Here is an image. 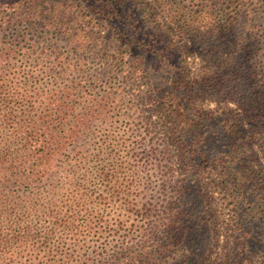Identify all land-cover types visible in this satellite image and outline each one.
Segmentation results:
<instances>
[{
    "label": "trees",
    "instance_id": "1",
    "mask_svg": "<svg viewBox=\"0 0 264 264\" xmlns=\"http://www.w3.org/2000/svg\"><path fill=\"white\" fill-rule=\"evenodd\" d=\"M221 1L195 4L210 13L205 29L257 0ZM188 9L0 0V264H264V180L242 171L246 147L264 144V108L215 122L195 112L201 96L245 92L247 55L189 67L178 45L202 28ZM123 117L135 141L79 144L91 121ZM141 150L161 157V204L139 207ZM216 192L238 200L235 217L215 208Z\"/></svg>",
    "mask_w": 264,
    "mask_h": 264
},
{
    "label": "rangeland",
    "instance_id": "2",
    "mask_svg": "<svg viewBox=\"0 0 264 264\" xmlns=\"http://www.w3.org/2000/svg\"><path fill=\"white\" fill-rule=\"evenodd\" d=\"M174 2L181 4V6L189 7L188 14H195L200 18L198 26L202 30L193 33L191 38H185L184 41H181L184 45H178L189 56L188 60L191 63L189 67L199 68L200 65H204V63L210 60L215 62L218 58L223 57V54L234 56L236 55L235 51H239L242 48L247 55L246 62L244 63L246 74L242 76L243 79L241 80L245 92L235 101L225 99L220 102L217 101L216 96L206 94L201 96L200 100L196 103L194 107L195 112L209 111L210 118H214L223 113H231L236 109L243 110L246 106H252L254 109H252L253 113L246 114L249 116L250 114H256L257 107L261 106L264 108V0L254 1L249 9L246 7L242 9L238 8L237 11L230 13L228 27L222 30L219 29L218 31L205 29L211 27L209 23L210 13L200 12L201 6L195 7V4H207L208 0H174ZM221 2H225V0ZM249 4L252 3L249 2ZM246 38H248V41L244 43L247 40ZM101 75L103 76L102 73ZM244 78H248V81H245ZM261 112L264 113V110ZM128 115L126 116L129 117ZM127 117L110 118L107 120L95 119L91 121L80 132L81 141L79 144H82L89 152H94L98 144L103 145L105 141L118 140L120 136L135 141V135L138 133L134 132L135 127L131 126L132 119ZM259 120H261L260 124L264 125V118H260ZM212 121L215 122V118ZM148 148L146 147L147 150ZM246 148L248 155L252 157L250 160L247 159L242 171H245L244 174L260 175L264 180V144H251ZM136 153H139V150ZM153 154V157L145 160V157H142L145 153L141 150V154L135 160L137 166L135 171L137 178L136 198L139 207L151 202L158 204L163 202L161 190L163 188L164 172L157 166L161 157L156 156L155 153ZM228 194L230 195V193ZM214 197L213 204L219 212H222L227 219L229 216L235 217L233 215V205H235L234 201H238L237 199L218 192L214 194ZM263 202L264 199H260L258 204H262ZM247 255L238 256L237 264H240L241 261L246 263Z\"/></svg>",
    "mask_w": 264,
    "mask_h": 264
}]
</instances>
